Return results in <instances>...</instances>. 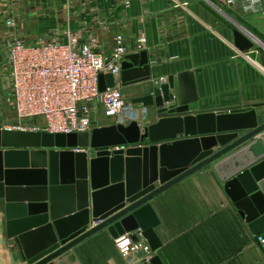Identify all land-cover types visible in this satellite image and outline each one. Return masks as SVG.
I'll use <instances>...</instances> for the list:
<instances>
[{
	"label": "water",
	"instance_id": "water-1",
	"mask_svg": "<svg viewBox=\"0 0 264 264\" xmlns=\"http://www.w3.org/2000/svg\"><path fill=\"white\" fill-rule=\"evenodd\" d=\"M235 46L245 53L255 43L236 29ZM121 69L124 87L151 82L133 103L156 109L153 125L118 121L51 134L0 124V264L5 251L10 264H52L105 229L117 240L141 232L154 252L161 242L150 202L215 162L240 216L255 235L264 232V114L191 112L199 100L193 72L153 80L146 51L127 56ZM106 85L111 75L100 76L102 92ZM141 264L163 263L154 256Z\"/></svg>",
	"mask_w": 264,
	"mask_h": 264
},
{
	"label": "crops",
	"instance_id": "crops-1",
	"mask_svg": "<svg viewBox=\"0 0 264 264\" xmlns=\"http://www.w3.org/2000/svg\"><path fill=\"white\" fill-rule=\"evenodd\" d=\"M13 4L20 8L14 33L7 25ZM236 29L255 43L251 51L242 53L235 46ZM66 30L94 38L105 57L112 54L120 35L134 50L143 30L153 80L193 72L199 100L190 105L191 112L255 107L264 114V0H0V74L11 33L35 43L56 31L66 40ZM150 84L124 87L126 99L133 102L147 95ZM133 105L127 122L146 127L158 121L155 108ZM215 164L150 202L161 242L153 257L163 264H264L259 235L240 216ZM116 241L105 229L52 264L142 263L138 257L123 258ZM5 254L10 264L9 252Z\"/></svg>",
	"mask_w": 264,
	"mask_h": 264
},
{
	"label": "built area",
	"instance_id": "built-area-1",
	"mask_svg": "<svg viewBox=\"0 0 264 264\" xmlns=\"http://www.w3.org/2000/svg\"><path fill=\"white\" fill-rule=\"evenodd\" d=\"M7 25L15 27V20L11 17ZM56 33L35 43L13 33L8 37L0 74L3 128L72 134L92 132L118 121L128 124L127 115L134 105L124 95L121 63L127 56L146 50L145 32L141 30L134 50L123 36H117L109 57L99 52L94 38H85L80 31L66 30L62 34L66 40ZM101 75L113 78V85H106L103 92ZM135 237L136 240L127 234L119 238L118 252L125 259L149 261L154 254L149 243L141 232H136ZM258 241L264 249V232Z\"/></svg>",
	"mask_w": 264,
	"mask_h": 264
},
{
	"label": "rangeland",
	"instance_id": "rangeland-1",
	"mask_svg": "<svg viewBox=\"0 0 264 264\" xmlns=\"http://www.w3.org/2000/svg\"><path fill=\"white\" fill-rule=\"evenodd\" d=\"M20 11V8H19V6L17 5H15V4H13V7H12V12H10V13H7V14H11L12 15V18L15 20V27H11L12 28V32L14 31H16L17 32V29H18V21H16V18L18 19V15H19V12ZM9 18V17H8ZM8 20V19H7ZM13 32V33H14ZM8 93V92H7ZM8 123H12L11 121L10 122H8ZM4 263L6 264V262H5V260H4Z\"/></svg>",
	"mask_w": 264,
	"mask_h": 264
}]
</instances>
